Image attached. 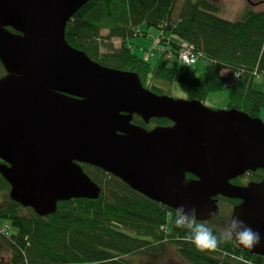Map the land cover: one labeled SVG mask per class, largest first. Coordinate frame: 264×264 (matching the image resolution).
<instances>
[{
	"label": "water",
	"instance_id": "1",
	"mask_svg": "<svg viewBox=\"0 0 264 264\" xmlns=\"http://www.w3.org/2000/svg\"><path fill=\"white\" fill-rule=\"evenodd\" d=\"M88 1L0 0V174L10 198L40 216L60 201L96 199L101 189L85 163L173 210L196 207L197 221L218 211L217 196L240 200L231 217L262 239L252 249L234 243L264 256V178L232 183L264 170V122L157 94L137 73L68 44L66 26ZM134 115L172 124L147 129Z\"/></svg>",
	"mask_w": 264,
	"mask_h": 264
},
{
	"label": "trees",
	"instance_id": "2",
	"mask_svg": "<svg viewBox=\"0 0 264 264\" xmlns=\"http://www.w3.org/2000/svg\"><path fill=\"white\" fill-rule=\"evenodd\" d=\"M248 1L236 19H229L219 15V0H89L69 20L65 38L104 66L137 73L142 85L157 94L171 95L174 83L185 86L187 99L201 101L227 90L226 109L259 117L264 90L254 89L253 83L257 77L264 79V0ZM258 5L263 7L257 9ZM140 25L160 30L155 44L178 58L183 43L192 46L196 60L186 65L205 60L203 77L193 78L174 66L135 55L129 39L146 34ZM0 69L2 76L1 63ZM132 122L145 125L137 115ZM150 123L172 124L166 118ZM81 166L100 186L98 198L60 201L46 216L13 201L10 185L0 174V264H142L131 257H159L165 245L174 246L189 264H264V256L242 250L234 241L197 251L186 239L187 230L174 226L175 210L98 167ZM197 222L216 234L226 228L223 223L215 228Z\"/></svg>",
	"mask_w": 264,
	"mask_h": 264
},
{
	"label": "rangeland",
	"instance_id": "3",
	"mask_svg": "<svg viewBox=\"0 0 264 264\" xmlns=\"http://www.w3.org/2000/svg\"><path fill=\"white\" fill-rule=\"evenodd\" d=\"M250 1L256 2L258 0ZM219 3L221 6L219 15L229 19H236L239 16L240 11H242L243 6L250 4L248 0H219ZM262 7L263 5H258L256 8L260 9ZM139 30L141 32H145L146 34H140L139 36L129 39V44L132 45L135 55L140 58L149 59L154 64L161 63L174 66L193 78L203 77V71L207 64L205 60L200 59L197 60V62L193 65H186L179 60L175 53H169L166 50L162 51V47L158 44H155V38L161 35L160 30L153 27H145L144 25H140ZM102 33L106 34V30L102 31ZM167 37H169V35ZM113 41L116 46H119L120 40L118 38L115 37ZM0 74H2L1 69ZM253 87L256 90L263 91L264 79L259 77L255 78ZM171 95L176 98L185 99L187 97L185 86L179 83H174L172 86ZM202 102L205 106L210 108L226 109L228 105V91L222 90L219 92L210 93L205 99L202 100ZM259 118L264 122V108L260 110ZM6 223L8 226H10L9 221H6ZM224 229L225 228H223V230ZM8 258L9 255L5 257V259ZM131 259L135 262L141 261L142 264H189L186 260L182 259L178 253H176V250L172 245H165L163 252L159 257L150 256V254H139L137 256L131 257Z\"/></svg>",
	"mask_w": 264,
	"mask_h": 264
},
{
	"label": "clouds",
	"instance_id": "4",
	"mask_svg": "<svg viewBox=\"0 0 264 264\" xmlns=\"http://www.w3.org/2000/svg\"><path fill=\"white\" fill-rule=\"evenodd\" d=\"M187 183V180L184 181ZM198 209L186 208L180 205L175 209L173 224L178 229H186V239L197 251L217 249L222 243L234 241L235 243L252 249L261 243V234L247 225L238 215H233L227 227L219 234L202 222H197Z\"/></svg>",
	"mask_w": 264,
	"mask_h": 264
},
{
	"label": "flooded vegetation",
	"instance_id": "5",
	"mask_svg": "<svg viewBox=\"0 0 264 264\" xmlns=\"http://www.w3.org/2000/svg\"><path fill=\"white\" fill-rule=\"evenodd\" d=\"M150 121L148 123L143 122L145 123V125L142 124L140 126L145 127L147 129H151V127L153 128L154 126H157L154 123H150ZM257 175H259L260 177H258ZM263 178H264V170L258 169L254 172L250 171L244 174L243 176L233 179L232 183L238 185H246L248 182H259ZM216 199L218 200V211L212 214L209 220H206L204 222L210 223L211 227H215V228L217 227L220 228L221 227L219 225L220 223L224 224L223 227H227L228 222L231 218L232 209L236 204L240 202V200L230 199V198H229L230 200H226L228 198H224L221 196H217Z\"/></svg>",
	"mask_w": 264,
	"mask_h": 264
},
{
	"label": "built area",
	"instance_id": "6",
	"mask_svg": "<svg viewBox=\"0 0 264 264\" xmlns=\"http://www.w3.org/2000/svg\"><path fill=\"white\" fill-rule=\"evenodd\" d=\"M179 58L180 61L185 63V64H191L194 63L196 60V55L193 52V47L189 46L187 43L182 44V48L179 52ZM238 73H232V77H237Z\"/></svg>",
	"mask_w": 264,
	"mask_h": 264
},
{
	"label": "crops",
	"instance_id": "7",
	"mask_svg": "<svg viewBox=\"0 0 264 264\" xmlns=\"http://www.w3.org/2000/svg\"><path fill=\"white\" fill-rule=\"evenodd\" d=\"M239 11V10H238Z\"/></svg>",
	"mask_w": 264,
	"mask_h": 264
}]
</instances>
